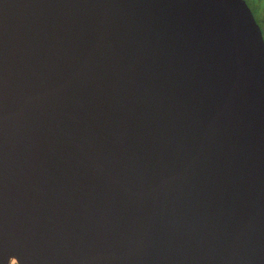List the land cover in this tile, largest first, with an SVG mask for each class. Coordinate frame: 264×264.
I'll return each mask as SVG.
<instances>
[{"label":"water","instance_id":"water-1","mask_svg":"<svg viewBox=\"0 0 264 264\" xmlns=\"http://www.w3.org/2000/svg\"><path fill=\"white\" fill-rule=\"evenodd\" d=\"M264 264V37L245 0H0V264Z\"/></svg>","mask_w":264,"mask_h":264},{"label":"rangeland","instance_id":"rangeland-1","mask_svg":"<svg viewBox=\"0 0 264 264\" xmlns=\"http://www.w3.org/2000/svg\"><path fill=\"white\" fill-rule=\"evenodd\" d=\"M257 23L261 26L264 37V0H245ZM14 261L12 262V264Z\"/></svg>","mask_w":264,"mask_h":264},{"label":"bare ground","instance_id":"bare-ground-1","mask_svg":"<svg viewBox=\"0 0 264 264\" xmlns=\"http://www.w3.org/2000/svg\"><path fill=\"white\" fill-rule=\"evenodd\" d=\"M13 261H14V259H12V260L10 261V264H12Z\"/></svg>","mask_w":264,"mask_h":264},{"label":"flooded vegetation","instance_id":"flooded-vegetation-1","mask_svg":"<svg viewBox=\"0 0 264 264\" xmlns=\"http://www.w3.org/2000/svg\"><path fill=\"white\" fill-rule=\"evenodd\" d=\"M259 25V24H258ZM260 26V25H259ZM260 29H261V31H262V28H261V26H260ZM262 34H263V31H262Z\"/></svg>","mask_w":264,"mask_h":264}]
</instances>
